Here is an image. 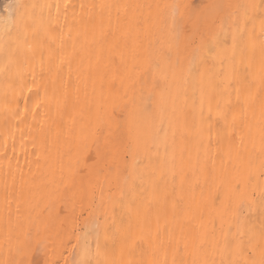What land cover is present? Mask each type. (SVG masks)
<instances>
[{
    "label": "bare ground",
    "instance_id": "1",
    "mask_svg": "<svg viewBox=\"0 0 264 264\" xmlns=\"http://www.w3.org/2000/svg\"><path fill=\"white\" fill-rule=\"evenodd\" d=\"M0 264H264V0H7Z\"/></svg>",
    "mask_w": 264,
    "mask_h": 264
},
{
    "label": "rangeland",
    "instance_id": "2",
    "mask_svg": "<svg viewBox=\"0 0 264 264\" xmlns=\"http://www.w3.org/2000/svg\"><path fill=\"white\" fill-rule=\"evenodd\" d=\"M7 0H0V13L1 12H3V4L6 2ZM11 1H14L15 2V0H11ZM204 10V9H203ZM203 12V11H202ZM199 13H201V10L199 11ZM201 16H202V13L200 14ZM203 15H204V13H203ZM200 16V17H201Z\"/></svg>",
    "mask_w": 264,
    "mask_h": 264
}]
</instances>
